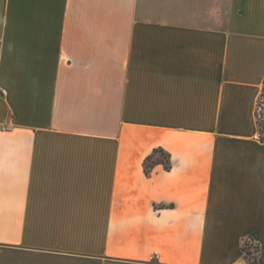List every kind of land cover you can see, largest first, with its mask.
<instances>
[{
	"label": "crops",
	"instance_id": "1",
	"mask_svg": "<svg viewBox=\"0 0 264 264\" xmlns=\"http://www.w3.org/2000/svg\"><path fill=\"white\" fill-rule=\"evenodd\" d=\"M263 80L264 0H0V264H264Z\"/></svg>",
	"mask_w": 264,
	"mask_h": 264
},
{
	"label": "trees",
	"instance_id": "2",
	"mask_svg": "<svg viewBox=\"0 0 264 264\" xmlns=\"http://www.w3.org/2000/svg\"><path fill=\"white\" fill-rule=\"evenodd\" d=\"M261 141H264V136L261 137ZM159 163L162 164L165 169H170L171 167L170 155L161 147L154 148L152 152L145 157L143 161L144 173L150 175L154 165ZM241 249L248 264H259L258 256L260 247L252 236H247L242 239Z\"/></svg>",
	"mask_w": 264,
	"mask_h": 264
},
{
	"label": "rangeland",
	"instance_id": "3",
	"mask_svg": "<svg viewBox=\"0 0 264 264\" xmlns=\"http://www.w3.org/2000/svg\"><path fill=\"white\" fill-rule=\"evenodd\" d=\"M255 115L257 116V132H260L261 136H264V80L260 89V94L257 99Z\"/></svg>",
	"mask_w": 264,
	"mask_h": 264
},
{
	"label": "built area",
	"instance_id": "4",
	"mask_svg": "<svg viewBox=\"0 0 264 264\" xmlns=\"http://www.w3.org/2000/svg\"><path fill=\"white\" fill-rule=\"evenodd\" d=\"M254 137H255V138H258L259 140H261V137H262V136H261L260 132H257L256 135H255Z\"/></svg>",
	"mask_w": 264,
	"mask_h": 264
}]
</instances>
